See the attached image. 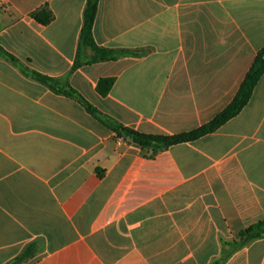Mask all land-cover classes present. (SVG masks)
Masks as SVG:
<instances>
[{"label":"crops","instance_id":"1","mask_svg":"<svg viewBox=\"0 0 264 264\" xmlns=\"http://www.w3.org/2000/svg\"><path fill=\"white\" fill-rule=\"evenodd\" d=\"M87 1L0 0V264H264V237L239 240L264 218V73L215 131L152 155L106 123L212 120L264 47V0H96L94 42L128 53L72 70Z\"/></svg>","mask_w":264,"mask_h":264},{"label":"trees","instance_id":"2","mask_svg":"<svg viewBox=\"0 0 264 264\" xmlns=\"http://www.w3.org/2000/svg\"><path fill=\"white\" fill-rule=\"evenodd\" d=\"M96 0H88L83 12V22L80 29L77 50L75 60L72 66V70L76 69L82 64L95 62L99 60H107L115 57L118 54H127L126 51H113V50H104L96 45L92 37V25L94 22L96 14ZM32 15L41 23H48L52 19L51 11L46 8H40L32 13ZM90 49L92 52L89 60H84L82 57L83 49ZM0 53L8 55L2 48H0ZM264 47L258 50L256 53L253 62L247 71L244 79L240 83L234 98L231 102L212 120L208 123L198 127L197 129L179 133L175 135H148L142 134L137 131H134L127 127H122L119 125H111L108 121L106 123L114 130L116 136L125 137L133 143L139 145L142 149H149L151 155L155 154L161 150L168 148L169 146L193 141L200 136L208 134L215 131L219 128L224 122L235 116L247 103L250 98L251 92L256 85L260 76L264 73ZM41 82H44L50 85L54 90L68 95L77 101H79L85 109L92 115L96 116L99 119H103V116L98 112V110L93 107L88 101H86L75 89L69 85H64L62 87L55 88L52 82L54 83L55 79H52L47 76H42L38 73H33ZM264 237V218L250 225L249 227L243 229L239 233V240L241 242H247L250 239ZM25 259V254H20L15 257L8 264H19Z\"/></svg>","mask_w":264,"mask_h":264},{"label":"water","instance_id":"3","mask_svg":"<svg viewBox=\"0 0 264 264\" xmlns=\"http://www.w3.org/2000/svg\"><path fill=\"white\" fill-rule=\"evenodd\" d=\"M263 59H264V55H263Z\"/></svg>","mask_w":264,"mask_h":264}]
</instances>
